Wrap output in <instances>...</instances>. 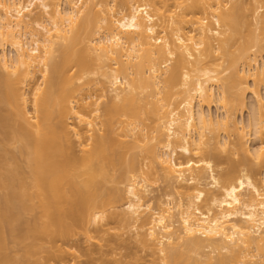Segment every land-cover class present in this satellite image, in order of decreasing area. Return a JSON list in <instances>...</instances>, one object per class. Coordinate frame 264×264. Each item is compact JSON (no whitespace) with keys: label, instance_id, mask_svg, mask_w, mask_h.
Returning a JSON list of instances; mask_svg holds the SVG:
<instances>
[{"label":"bare ground","instance_id":"1","mask_svg":"<svg viewBox=\"0 0 264 264\" xmlns=\"http://www.w3.org/2000/svg\"><path fill=\"white\" fill-rule=\"evenodd\" d=\"M65 1L68 5L66 11L47 0H0V49L5 51L4 47L7 45L16 52L12 59L7 58L5 52L2 55L0 53V66L7 74L0 80L3 88L1 102L12 104L16 108L14 114L20 117L15 124L11 113L0 116V144L16 139L22 152L27 154L33 171L32 187L42 192V204L49 219V223L41 226L39 231L47 232L54 227L67 237L72 232L69 221L78 223L87 220L97 224L108 217V207L121 199L117 191L104 188L97 180L102 175V169L95 166L96 159L102 163L122 161L120 153L114 148L116 141L110 137L104 125L98 122L100 101L111 94L105 107L106 112L112 116H133L136 113V89L142 84V88L154 91V113L157 115L158 127L150 129L152 133H149L150 130L142 133V130L134 127L129 130L130 133L133 132L131 135L125 133V136L120 134L119 137L134 138V131H139V137L134 138L136 144L143 143L139 147L149 153L153 149L163 178L172 181L186 204L180 202L178 205L180 228L177 230L174 229L172 208H159L148 214L149 206L143 202L147 185L142 184L147 183V179L143 176L145 172L141 171L143 177L140 176V182L138 176L133 175L126 183L127 201L123 210L118 213L124 228L134 229L144 248L152 249L164 264L174 260L177 254H182L179 247H188L186 249L189 250L207 247L209 253L206 264H213L215 254L223 252L231 255L234 260L231 262L229 259H220L217 264H264V191L257 188L249 172L240 169L239 163H232L226 173L215 177L212 163L215 155L211 156L213 161L210 160V155H203L204 147L208 144L205 132L213 126V122L204 112H199L196 117L193 110L196 100L213 102L215 89L220 91L225 104L226 90L232 88L233 82H226L224 78L228 69H199L208 58L216 56V52L224 51L233 37L232 32L235 33V10L230 7L231 0H185L186 4L169 3L170 0H123L121 7L104 0ZM259 12L258 10L256 15L254 11V36L264 42V20ZM44 19L49 22L50 27L43 24ZM34 25L41 30L35 29ZM91 25L94 28L92 37L75 54L73 48L78 33ZM27 37L31 39V44L24 42ZM248 44L252 45L250 42ZM248 44H243L245 48L242 49L241 46V51L247 49ZM254 45L248 47L247 51L257 46ZM57 52L61 54L59 61L55 60ZM86 58H92L100 64V73L109 80L110 90L108 88L109 91L105 90L100 95L90 91L84 98L76 99L74 91L69 88L71 77L68 71L73 68L72 63L79 67ZM251 62L246 74L237 71L232 77L240 86L238 89L242 96L248 89L249 80L255 86L264 83V61L261 64L257 63V59L253 64ZM222 65L218 63L217 66ZM193 71L202 73L197 75L196 81L192 80ZM38 75L42 79L40 83L35 80ZM33 82L36 83L29 87ZM83 83L84 86L86 83ZM83 86L79 85L80 89ZM164 86L169 89L163 91ZM174 87H180L185 97L177 107L169 108L173 105L169 101V93ZM58 89L60 90L57 91ZM260 100L259 110L264 112V100ZM30 101L32 112L27 109ZM80 102H84L82 106ZM143 103H146L143 106L147 108L150 99H145ZM55 107L58 108L57 111L53 110ZM152 111L150 110L151 113ZM56 116L71 117L74 122L58 130L51 122ZM259 117L261 119L258 121L262 126L259 124L257 132L262 134L264 115ZM197 121L201 132L198 131L196 139L193 133H197ZM225 125L229 127V121ZM62 132L65 135L72 134L83 153L81 157L65 153L59 143ZM236 134L238 138L234 147H240L249 155L251 151L246 148L244 135L239 132ZM263 142L262 140V144L252 155L250 153L249 159L253 156L251 158L254 161L264 162ZM215 147L220 148L216 144ZM5 148V154H12L11 157L15 158ZM235 150L237 149L234 148L233 151ZM178 151L186 155L183 161L176 160ZM233 153L236 154V151L230 154L234 155ZM2 156L0 153V161L5 160ZM134 165V161L129 163L131 168ZM15 167V171H9L11 174H0V184L7 183L9 187L7 184L3 185L7 189L11 188L14 183L12 181L18 174L23 179L22 167ZM72 169L76 172L85 170L88 179L82 185L78 184L73 178ZM12 173L16 175L13 177ZM20 176H17L18 179ZM206 179H211L212 182L210 187L208 183L209 189L223 190L220 198L202 186ZM65 182L70 187L68 196L62 192ZM22 186V189H17L20 190V197L32 196V193L24 194V190L30 185ZM12 188L10 190L14 193L9 191V195L5 197L11 203L13 198L18 199V193L13 186ZM61 200L69 206L61 207ZM203 200L209 204L206 212L198 207V203ZM0 202L3 205V201ZM213 207L220 211L213 212ZM2 209L1 224V218L5 215ZM8 217L9 215L5 216L4 220ZM3 224L0 226V236ZM2 245L0 241V246ZM175 249L179 251L176 252ZM8 261L10 259L4 256L0 264H8ZM200 262L199 264H204ZM59 264L69 263L61 260Z\"/></svg>","mask_w":264,"mask_h":264},{"label":"rangeland","instance_id":"2","mask_svg":"<svg viewBox=\"0 0 264 264\" xmlns=\"http://www.w3.org/2000/svg\"><path fill=\"white\" fill-rule=\"evenodd\" d=\"M4 1L8 2L10 0ZM26 1L27 0H23V2ZM47 1L58 4L62 11H66L68 9V5L65 0ZM104 1L111 3V5L114 4L118 5V7H121L123 0ZM151 1L158 2L160 0ZM174 2H180L183 4L187 3L185 0L169 1V3ZM230 3V7L233 9V11L235 10V22L233 25V29L235 28V33L232 32L233 37L229 41V45L225 46V50L216 52V56L208 58L206 63L199 66V69L201 70L205 67L212 69L220 68L219 70L228 69L224 73V78L226 79V82L230 80L233 82L232 88L226 90V105L223 103L222 94L220 91L215 89L213 102L206 103L196 100L193 103V110L196 114V117L199 112H204L206 115L210 116L213 122V126H211V128L205 132V141H207L208 144H206L204 147L203 155L205 154L206 157H209L210 155V160H212L211 156L214 155L220 157L218 158L216 156L218 158L217 159L214 156L213 159L215 160H212L213 162L211 161L214 165L213 170L215 177H218L219 174L226 173V171L231 168L230 166L232 163H239L240 169L249 172L250 175H252V180L257 188H259L261 191H264V162L260 163L258 161H254L252 159L254 158L253 156H251L252 158L250 157L251 160L249 159L250 153L252 155V153H254L253 151H256L259 145L262 144V140L264 141V125L262 128V134H260L261 132L258 133V126L261 125L259 122L260 120L258 121V119H261V117H259L260 115L262 117L264 115V112H260L259 110V100H264V83L263 85L260 84V86H255L253 81L249 80L247 83L248 89L242 96L239 94L240 90L238 87L240 86L237 85V81L232 79L233 75L237 71L241 73L248 71V64L251 61L254 62L255 59H257V63L259 64L264 61V42L257 40L258 37L255 39V20L253 19L255 18L253 16H256V12L259 10V14L264 20V0H231ZM257 8L259 9L256 10ZM43 24L47 27H50L49 22L45 21V19L43 20ZM92 25L94 26V23ZM92 25L90 28L82 30L78 33V39L76 45L73 48V52L75 54H78L87 45L89 38L92 37L94 30ZM35 29H38L39 31L41 30V28L37 26H35ZM247 41L252 45H249ZM24 42L31 44V39L27 37L24 39ZM243 44H248L249 46L246 45L248 47H251L254 44L257 46L255 48L252 47V49L248 51L247 49L249 48L246 47L247 49L241 51V46H243ZM244 48L245 46L242 47V49ZM4 50L5 51H1L0 49L1 55L5 52V54L8 56L7 58L12 59L15 57L16 52L10 46L6 45ZM217 58H221L223 61L221 59L217 60ZM60 59L61 54L60 52H57L55 54V60L59 61ZM253 62H251V64H253ZM81 63L82 65L79 67L72 63L71 66H73V68H70L68 71V75L71 77L69 88L74 91L75 98L82 99L84 96H86V93H90V91L95 92L96 94H101L103 91L105 92V90H108L110 83L108 82L109 80L103 77L101 74L102 72L100 73V64L96 60L94 61L92 58H86ZM218 63L219 65L223 64V67H218ZM2 69L0 66V80L5 74ZM6 75L7 74H5L4 77H6ZM145 75L148 74L145 73ZM197 75H202L201 71L200 73L198 71H193L192 80H195ZM35 80H38L36 82L40 83L42 79L38 75ZM35 83L33 82V84L29 87H33ZM1 85L2 84H0V116L11 113V118H13V121L16 124L19 122L20 117L14 114L16 108L11 106L12 104L9 105L6 102H1L3 98V88H1ZM79 85L83 86V88L80 89ZM193 85L190 86L193 87ZM139 86L140 87L136 89L137 100L134 105L136 113L133 116L109 115L108 112H106L105 107L109 103V97L111 94H108L109 97L103 98L100 101L101 111L99 113L100 118L98 119V122L100 125H104V129L109 133L110 137L116 141L114 148L116 149L117 153H120L122 161H117L115 163H102L96 159L94 161L95 166L102 169L103 175H100L97 180H99L104 188L117 191L121 195V199L114 205L108 207V217L104 221H101L97 224L89 223L87 220L78 223L69 221L72 232L67 237L61 235L58 230L54 229V227L50 228L47 232L39 231L41 226L49 223V219L47 216L48 213L42 204V192L35 186V188L32 187L34 184L32 175L33 171L31 169L32 167H30L31 164L28 162L27 154L22 152L21 145L16 139L11 141H3L0 144V153H2L4 156L2 157L5 158L4 161H0V174L6 175L11 170L15 171L16 165H18V167H22L21 169L23 170V179L19 174L17 176H20L21 179L20 177L18 179V177L15 176L17 174L16 172V174L12 173V176H15L12 182H16V185H13L14 183H9V185L12 184L17 193L20 192V190L18 191L17 189H19L22 184H25L23 185L24 187L30 185L31 187L29 186L27 189L24 188V194L27 193L28 195H31L32 193V196H25L23 198H21L20 193H18V199L14 200L13 198V203H11V200L9 199H7L9 202H6V195L8 196V193L11 192L10 189L13 188L11 186L10 189H7L6 186H3L7 183L0 184V201L2 200V203L5 206L2 207L3 205L0 204V209H5H2L3 211L1 210L3 213H5V215L3 214V218H1L5 225L2 223L4 226L2 227V237L0 236V241L3 245L0 246V260L6 256L8 259H10L8 264H59L61 260H65L69 264H164L160 261L161 259L159 260V255L157 256L152 249L149 250L144 248V246L136 237V231L134 229L124 228V223L120 221V216H118V213L120 214V212L123 210L125 202L127 201V195L125 193L127 181L132 178L133 175L138 176L139 181L141 171L145 172V175L143 176L147 179V183L142 182V184L147 185V190L143 195V202L146 206H149V210L147 211L148 214L150 212L157 211L159 208H172V212L174 214V229L177 230L180 228L178 205L180 202L186 204V200L182 199L178 194L174 185L172 184V181L165 180L163 178L160 167L155 161L153 149L152 152L149 153L143 148H140L144 145L143 143H138L139 145L136 144L137 141L135 139L139 137V133L137 134L139 131H134L136 134L134 137L135 139L131 136V138L122 137V139L119 137L120 134L123 136L125 133L126 135L127 133L131 135L133 132L130 133L129 130L134 127H136L137 130H142V133H147L148 130L152 128V130H154L155 126L157 125V115L154 113L156 108V106L154 108V102H156V100L154 101L155 98H153L155 96L154 91L151 88H142V84H139ZM168 89L169 87L166 86L162 88L163 91H167ZM59 90L60 89L57 91ZM181 92L182 90L180 87H174L170 90L169 101H171L173 105H171L169 108L177 107L183 101L185 96ZM162 96L163 95H161V97ZM141 98L143 100H141ZM147 98L150 99V103L149 106L145 108L144 104L146 103L143 102ZM147 102H149V100ZM164 102L165 101L163 100L162 103ZM83 103L84 102H80V105L82 106ZM31 106L32 104L30 101L27 108L30 112L33 111L31 110ZM166 108L168 109V107ZM53 110L57 111L58 108L55 107ZM150 110H153V113H151ZM228 121L229 127H226L225 122ZM51 122L55 127H57L58 130H60L62 127H65L66 124H71L74 121L71 119V117L56 116ZM196 128L198 130L197 133L196 131L193 133V137L197 139L198 131L201 132L198 121L196 122ZM152 130H150L149 133H152ZM237 132L244 135L247 145L246 148L249 149V152L251 151L249 155L248 153L246 154V151L244 152L240 147H234V143L238 138V136H236ZM60 135L61 138L59 143L64 148L66 154H69L73 157H81V155H83L82 151H80V148H78L79 146L76 143V140L73 138V136H71L72 134L65 135V133L62 132ZM119 138L122 140L121 142L119 141ZM217 140L220 142L218 145ZM133 141H136L135 144ZM69 142L71 145H69ZM225 143L227 146H225ZM215 144L220 148H216ZM3 145H5L6 148ZM3 147L13 153L15 158L11 157L12 154H5ZM234 148L237 149L235 150L236 154L233 153L234 155H231L230 153L235 152L233 151ZM185 157L186 155L184 156L180 151H178L176 160L183 161ZM132 161L135 163L133 168L129 167V163ZM71 172L74 174L73 178L78 184L82 185L83 182L88 179V176L85 175V170H77L76 172V170L72 169ZM143 176H141V178ZM210 182L211 179H206L202 182V186L209 189L212 184V182L211 184ZM208 183L210 184L209 187ZM209 190L218 198H220L223 194L222 189L210 188ZM22 191L23 190H21V193ZM62 192L67 196L70 194V187L66 182L62 185ZM247 195H250L249 192H247ZM60 205L61 207L69 206L62 200L60 201ZM198 207L201 211L206 212L209 208V204L206 200H203L198 203ZM8 209H11V211L8 212ZM212 211L219 212L220 209L213 207ZM7 215H9V217L5 218L4 220V217ZM2 224L0 226H2ZM183 248L179 247L178 249H182L180 251L177 249L179 252L182 251V254H177L176 258L174 260L172 259L168 264H199L201 263L200 261L206 264L207 253H209V249L207 247L199 250L191 249L193 251L186 249L188 247ZM174 251H176V249ZM174 255H176V253ZM215 255V259L212 260L213 264H217L220 259H229L231 262L234 260L231 255L225 252L220 255L216 253Z\"/></svg>","mask_w":264,"mask_h":264}]
</instances>
